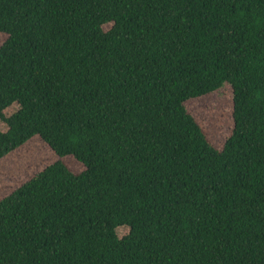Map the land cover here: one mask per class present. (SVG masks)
Here are the masks:
<instances>
[{
    "label": "trees",
    "instance_id": "obj_1",
    "mask_svg": "<svg viewBox=\"0 0 264 264\" xmlns=\"http://www.w3.org/2000/svg\"><path fill=\"white\" fill-rule=\"evenodd\" d=\"M0 32V159L59 158L0 199V264H264V0H0ZM225 86L218 150L185 103Z\"/></svg>",
    "mask_w": 264,
    "mask_h": 264
},
{
    "label": "rangeland",
    "instance_id": "obj_2",
    "mask_svg": "<svg viewBox=\"0 0 264 264\" xmlns=\"http://www.w3.org/2000/svg\"><path fill=\"white\" fill-rule=\"evenodd\" d=\"M6 38L7 35L0 32V46ZM185 105L188 113L200 125L209 143L221 150L233 128L230 88L225 86L219 92L193 98ZM18 107V103H12L4 109L3 114L11 115ZM0 129H5V124L1 121ZM58 159L55 152L40 137L32 136L27 142L0 159V199ZM64 161L72 171H81L80 163L69 158Z\"/></svg>",
    "mask_w": 264,
    "mask_h": 264
}]
</instances>
